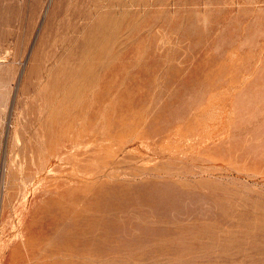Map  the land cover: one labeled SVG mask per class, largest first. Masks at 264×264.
Instances as JSON below:
<instances>
[{"label": "rangeland", "instance_id": "374dc122", "mask_svg": "<svg viewBox=\"0 0 264 264\" xmlns=\"http://www.w3.org/2000/svg\"><path fill=\"white\" fill-rule=\"evenodd\" d=\"M0 95V264H264V0H0Z\"/></svg>", "mask_w": 264, "mask_h": 264}, {"label": "bare ground", "instance_id": "6f19581e", "mask_svg": "<svg viewBox=\"0 0 264 264\" xmlns=\"http://www.w3.org/2000/svg\"><path fill=\"white\" fill-rule=\"evenodd\" d=\"M1 96V95H0ZM5 107V106H4Z\"/></svg>", "mask_w": 264, "mask_h": 264}]
</instances>
